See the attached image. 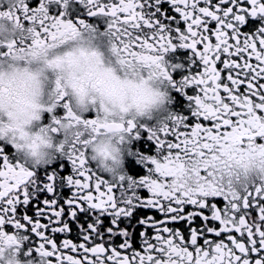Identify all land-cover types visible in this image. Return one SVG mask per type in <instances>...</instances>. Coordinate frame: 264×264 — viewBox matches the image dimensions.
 Wrapping results in <instances>:
<instances>
[{"label":"snow or ice","instance_id":"6c2138e0","mask_svg":"<svg viewBox=\"0 0 264 264\" xmlns=\"http://www.w3.org/2000/svg\"><path fill=\"white\" fill-rule=\"evenodd\" d=\"M4 19L0 264H264V0H0ZM136 66L186 107L138 123ZM41 119L33 164L17 140ZM112 140L130 145L118 177Z\"/></svg>","mask_w":264,"mask_h":264},{"label":"clouds","instance_id":"9594fccd","mask_svg":"<svg viewBox=\"0 0 264 264\" xmlns=\"http://www.w3.org/2000/svg\"><path fill=\"white\" fill-rule=\"evenodd\" d=\"M0 24H4L7 26L6 31L0 32V42L10 41L12 39L11 23L7 21V19H4L0 20ZM92 44L102 53L104 62L106 64H110L116 69L118 74L122 75L120 67L116 63V57L111 51L109 39L107 37L98 36L92 42ZM129 76L130 78H133L137 83L143 82L144 90L149 94L150 100L154 101L147 106L143 115H137L135 111H132L130 113V116L137 119L138 123L148 122L153 126H158L159 123L166 121L168 116L173 113L171 105L174 102L173 98H171L168 84L161 79H148L146 71L139 66H136L134 71H130ZM141 77H143V81L141 80ZM50 87L51 86L49 85V87L45 89V94L42 97L41 101L42 103H48L50 101V96L48 95ZM73 106L75 107L74 100ZM91 108L92 105H89V110H91ZM86 114L87 113H85V115ZM0 119H2L5 124L8 123L6 114H0ZM43 124V119H41L40 121L30 122L23 129L26 133H28V137L24 140H17V142L22 146L21 151L18 153V155L21 158H27L29 162L33 164L36 163V158L30 154L27 145L32 142V136L39 132V129L43 126ZM16 135L19 136L18 133ZM50 144L52 145L51 147H38L37 150L39 151V153L43 154V157L40 159L39 166H44L45 160L49 158L53 159V162H55V159L58 158V154L55 151V147L57 144V138L55 136L51 137ZM128 147H130V145L121 146L116 143L115 140L111 141L109 148V158L103 161L104 165H106L104 169L106 175L110 177H118L126 171ZM101 159L102 157H97L98 162ZM108 169H111V171H108ZM5 258L7 260V256ZM18 264H23V262L18 261Z\"/></svg>","mask_w":264,"mask_h":264},{"label":"flooded vegetation","instance_id":"af4514ba","mask_svg":"<svg viewBox=\"0 0 264 264\" xmlns=\"http://www.w3.org/2000/svg\"><path fill=\"white\" fill-rule=\"evenodd\" d=\"M190 53L187 52V50L178 49L176 53L172 55V61L173 62H182L184 59H186ZM185 71H187V68H185ZM171 98H173V103L171 105L173 112H180L182 108L186 107V101H183L181 97H178V94L169 88ZM151 214V213H150ZM139 243V241H137Z\"/></svg>","mask_w":264,"mask_h":264}]
</instances>
